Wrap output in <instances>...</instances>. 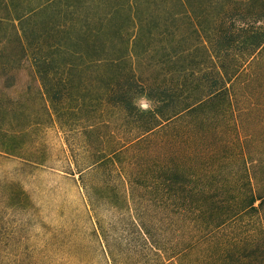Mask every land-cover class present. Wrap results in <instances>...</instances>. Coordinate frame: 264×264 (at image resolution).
I'll return each mask as SVG.
<instances>
[{
	"label": "trees",
	"instance_id": "16d2710c",
	"mask_svg": "<svg viewBox=\"0 0 264 264\" xmlns=\"http://www.w3.org/2000/svg\"><path fill=\"white\" fill-rule=\"evenodd\" d=\"M4 30L0 157L46 166L5 118V81L30 65L47 116L37 127L64 135L63 178L101 263L70 228L40 249L53 259L0 246V264H264V0H0ZM141 94L152 110L133 106ZM7 185L14 208L26 193ZM103 209L130 216L123 235Z\"/></svg>",
	"mask_w": 264,
	"mask_h": 264
},
{
	"label": "rangeland",
	"instance_id": "374dc122",
	"mask_svg": "<svg viewBox=\"0 0 264 264\" xmlns=\"http://www.w3.org/2000/svg\"><path fill=\"white\" fill-rule=\"evenodd\" d=\"M1 35L13 37L10 30H4ZM13 76L14 79L10 80ZM10 79L5 84L14 85L7 91L6 98L15 105L16 112L6 114V121L28 128L24 148L36 152V147H41L45 151L43 158L46 166L24 168L18 159L0 157V246L32 249L35 253L26 258L36 262L53 259L52 255L42 256L40 249L63 241L52 235L54 230L72 228L82 232L86 245H94L92 258L100 262L96 243L89 238L93 226L78 185L72 179L63 178L67 151L69 153L64 135L51 122L44 128L37 127V122L47 120V116L41 113L43 104L36 72L30 65H24L12 70ZM31 121L34 123L27 126ZM9 181L17 183L26 193V197L14 208L9 207L12 202L7 198ZM100 216L105 226H113L118 235L124 234L122 222H129L130 219L128 214L111 209H103ZM20 258L14 255L4 256L3 259Z\"/></svg>",
	"mask_w": 264,
	"mask_h": 264
},
{
	"label": "clouds",
	"instance_id": "9594fccd",
	"mask_svg": "<svg viewBox=\"0 0 264 264\" xmlns=\"http://www.w3.org/2000/svg\"><path fill=\"white\" fill-rule=\"evenodd\" d=\"M133 106L141 112L152 110L151 98L147 95L141 94L132 100Z\"/></svg>",
	"mask_w": 264,
	"mask_h": 264
}]
</instances>
